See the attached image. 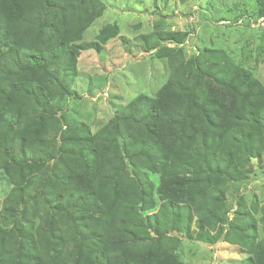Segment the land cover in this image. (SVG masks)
Here are the masks:
<instances>
[{
    "label": "trees",
    "instance_id": "1",
    "mask_svg": "<svg viewBox=\"0 0 264 264\" xmlns=\"http://www.w3.org/2000/svg\"><path fill=\"white\" fill-rule=\"evenodd\" d=\"M257 4L264 16V0ZM59 7L57 0H5L8 20L0 13V169L14 165L28 176L25 185L12 189L0 225L4 235L13 226L10 232L26 238L27 247L19 243L14 252H0V262L9 264L12 257V264H185L180 237L219 240L229 220L210 203L225 200V188L247 180L261 159L264 87L240 66L228 70L215 62L201 70L193 58L188 66L174 63L153 104L139 95L122 107L121 118L143 135L129 131L103 146L42 85L21 78L27 72L50 75L63 53L67 72L76 65L78 49H102L98 41L77 44L103 14L100 0L81 13L66 40L51 19ZM39 18L42 35L33 41V19ZM119 32L110 25L99 39ZM147 45L154 49L157 42ZM239 98L256 102L243 110ZM195 111L213 115L208 128L198 126ZM54 118L65 129L57 149L49 134L57 135L60 127H43ZM54 153L61 162L50 168L47 159ZM207 218L221 223L216 235L206 229ZM29 227H36L42 249L33 244ZM258 252L249 264H264V242Z\"/></svg>",
    "mask_w": 264,
    "mask_h": 264
},
{
    "label": "rangeland",
    "instance_id": "2",
    "mask_svg": "<svg viewBox=\"0 0 264 264\" xmlns=\"http://www.w3.org/2000/svg\"><path fill=\"white\" fill-rule=\"evenodd\" d=\"M4 1L0 0V13L8 20ZM57 1L61 7L51 19L60 36L66 40L72 36L81 13L89 10L94 0ZM100 2L104 4L103 14L84 30L82 38L77 41L82 45L98 41L102 46L100 51L91 47L78 49L76 65L67 72L62 67L63 53L58 64L50 69V75L41 72L21 75V78L42 85L70 118L89 125L98 144H112L129 131L137 136L143 135L142 128L121 118L122 109L139 95L145 96L148 105L153 104L159 90L171 76L174 63L188 66L187 62L193 58L201 70L215 62L228 70L240 66L251 71L264 87V16L258 12L257 0ZM27 4L31 5V0H27ZM37 7L25 10L36 11ZM42 18L33 19V41L42 35ZM114 24L119 26V34L101 41L100 33ZM164 34H177V40L164 39ZM146 41L148 44L157 42V47L151 49ZM255 102V98L250 102L239 98L237 104L245 110ZM212 118L213 115L207 117L195 111V122L200 127L208 128ZM52 124L60 127L57 135L49 134L51 148L57 149L65 129L57 118L45 120L43 127ZM258 147L261 148L259 144ZM261 152V159L253 162L254 172L250 177L228 185L225 200L210 203L219 215L229 220L224 223L221 238L208 242L180 237V256L185 264H249L252 259L258 260V246L264 242V147ZM53 156L47 159L50 168L59 166L61 162L60 156L55 153ZM67 161L72 165L69 159ZM23 173L22 168L14 165L0 169V225L3 224L2 209L12 189L28 181V176L23 177ZM39 221L38 217L36 224ZM220 224L205 219L206 229L211 234L219 232ZM8 228L5 235L0 234V252H14L19 243L27 247L28 240L11 233L13 226ZM30 229L27 230L32 235L33 244L42 249L36 227ZM8 262L13 263L12 257Z\"/></svg>",
    "mask_w": 264,
    "mask_h": 264
}]
</instances>
